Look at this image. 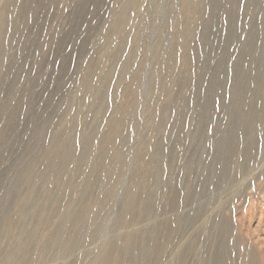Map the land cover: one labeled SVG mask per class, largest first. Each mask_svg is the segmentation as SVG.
I'll return each mask as SVG.
<instances>
[{"label": "rangeland", "instance_id": "1", "mask_svg": "<svg viewBox=\"0 0 264 264\" xmlns=\"http://www.w3.org/2000/svg\"><path fill=\"white\" fill-rule=\"evenodd\" d=\"M22 2L0 0V264H264V0Z\"/></svg>", "mask_w": 264, "mask_h": 264}, {"label": "bare ground", "instance_id": "2", "mask_svg": "<svg viewBox=\"0 0 264 264\" xmlns=\"http://www.w3.org/2000/svg\"><path fill=\"white\" fill-rule=\"evenodd\" d=\"M232 1H236V0H232ZM237 1H239V0H237ZM94 2H96V1H94ZM98 2H99V0H98ZM101 2V1H100ZM227 4V3H226ZM226 4L224 3H222L221 2V0H213V5H214V8L215 7H218V9H219V11H223V12H226V11H232L233 10V7H230L229 9H226ZM26 0H23V2H22V5H21V9H20V11L19 12H21L22 13V11L23 10H25V9H27L26 8ZM261 8H262V11H263V17H264V6H261ZM211 13H213V8H212V12ZM231 18L230 19H232V17H233V12H231ZM213 17V16H212ZM234 18V17H233ZM122 19V18H121ZM213 21V20H212ZM231 30V33L233 32V29L232 28H230ZM0 33H1V31H0ZM202 34H203V36H207V37H210L211 36V34H210V27H208L207 25L204 27V29H203V32H202ZM211 47V46H210ZM224 52V54H225V50L223 51ZM225 58V56H223L222 55V57L220 58V60L218 61L219 63H218V65L219 64H221V61L223 60ZM262 65H259V68H258V70H260V67H261ZM218 69H217V67L216 68H214L213 69V71H212V76H211V82L210 83H208V87H209V89H207V91H206V100H205V102L204 103H206V105L205 106H207V105H209V103H210V93H211V91H212V89L210 88V84H212L213 82H214V79H215V77H216V75L218 74ZM244 74V73H243ZM245 76H246V74H245ZM248 77V75L246 76V79H248L247 78ZM249 81V79L247 80V82ZM215 83V82H214ZM244 84H246V82L244 81ZM239 86H240V84H239ZM245 97V96H244ZM239 98V97H238ZM246 99V98H245ZM232 101V100H231ZM250 101H251V99L249 98V108L251 109V105H250ZM233 102H234V98H233ZM232 103V102H231ZM240 100L238 99V100H235V108H237V109H235L236 111H238V108L241 106L240 105ZM205 106H203V107H205ZM209 107V106H208ZM207 107V108H208ZM204 109V108H203ZM239 114V113H238ZM202 116H203V114H202ZM242 118V117H244V119H245V124H247V125H249V120L251 119H249V113H248V115H245L244 113H242V111H241V113H240V115H238V117H236V118ZM235 120H237V119H235ZM247 134V133H246ZM232 143H233V139L231 140V141H229L225 146H226V148L228 149V151H229V153H230V151H232L231 149H232Z\"/></svg>", "mask_w": 264, "mask_h": 264}]
</instances>
